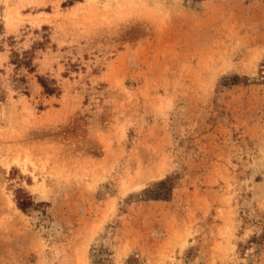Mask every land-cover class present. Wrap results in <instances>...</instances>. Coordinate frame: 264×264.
Here are the masks:
<instances>
[{
	"label": "rangeland",
	"instance_id": "374dc122",
	"mask_svg": "<svg viewBox=\"0 0 264 264\" xmlns=\"http://www.w3.org/2000/svg\"><path fill=\"white\" fill-rule=\"evenodd\" d=\"M0 264H264V0H0Z\"/></svg>",
	"mask_w": 264,
	"mask_h": 264
},
{
	"label": "trees",
	"instance_id": "16d2710c",
	"mask_svg": "<svg viewBox=\"0 0 264 264\" xmlns=\"http://www.w3.org/2000/svg\"><path fill=\"white\" fill-rule=\"evenodd\" d=\"M161 184H164V182H163V183H161Z\"/></svg>",
	"mask_w": 264,
	"mask_h": 264
}]
</instances>
